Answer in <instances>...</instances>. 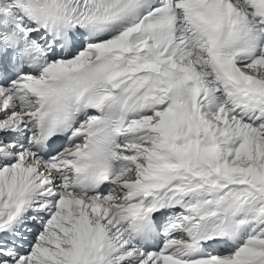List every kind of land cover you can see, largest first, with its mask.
<instances>
[{
	"label": "snow or ice",
	"instance_id": "6c2138e0",
	"mask_svg": "<svg viewBox=\"0 0 264 264\" xmlns=\"http://www.w3.org/2000/svg\"><path fill=\"white\" fill-rule=\"evenodd\" d=\"M0 264H264V0H0Z\"/></svg>",
	"mask_w": 264,
	"mask_h": 264
}]
</instances>
